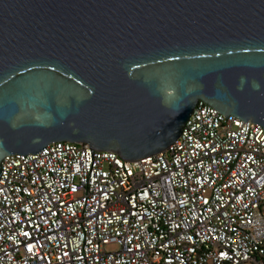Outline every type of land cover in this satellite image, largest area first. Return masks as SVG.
Segmentation results:
<instances>
[{
	"label": "water",
	"instance_id": "95a60500",
	"mask_svg": "<svg viewBox=\"0 0 264 264\" xmlns=\"http://www.w3.org/2000/svg\"><path fill=\"white\" fill-rule=\"evenodd\" d=\"M201 102L264 128V0H0V181L57 143L158 156Z\"/></svg>",
	"mask_w": 264,
	"mask_h": 264
},
{
	"label": "built area",
	"instance_id": "2783aa9c",
	"mask_svg": "<svg viewBox=\"0 0 264 264\" xmlns=\"http://www.w3.org/2000/svg\"><path fill=\"white\" fill-rule=\"evenodd\" d=\"M2 167L0 264H264V128L206 103L143 161L57 143Z\"/></svg>",
	"mask_w": 264,
	"mask_h": 264
},
{
	"label": "snow or ice",
	"instance_id": "6c2138e0",
	"mask_svg": "<svg viewBox=\"0 0 264 264\" xmlns=\"http://www.w3.org/2000/svg\"><path fill=\"white\" fill-rule=\"evenodd\" d=\"M25 235H27V233H25ZM222 255H223V253H222Z\"/></svg>",
	"mask_w": 264,
	"mask_h": 264
},
{
	"label": "rangeland",
	"instance_id": "374dc122",
	"mask_svg": "<svg viewBox=\"0 0 264 264\" xmlns=\"http://www.w3.org/2000/svg\"><path fill=\"white\" fill-rule=\"evenodd\" d=\"M114 248H111V250H113Z\"/></svg>",
	"mask_w": 264,
	"mask_h": 264
}]
</instances>
